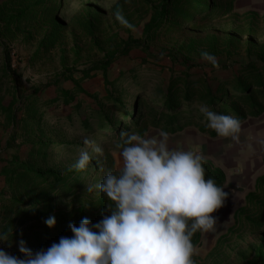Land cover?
Here are the masks:
<instances>
[{
    "label": "rangeland",
    "instance_id": "374dc122",
    "mask_svg": "<svg viewBox=\"0 0 264 264\" xmlns=\"http://www.w3.org/2000/svg\"><path fill=\"white\" fill-rule=\"evenodd\" d=\"M34 1L0 0V23ZM157 1L53 0L50 3L47 0L45 3L56 7V11L51 9L31 22L22 21L1 31L0 44L8 46L11 66L8 73L2 71L0 46V102L6 105L10 101L12 105L8 112L0 107V195L7 198L13 194L19 201L35 204L38 209L50 200L52 208L41 216H35V212L12 216L0 208V228L8 239L0 241V249L20 256L21 240L33 252L47 249L60 237L72 235L68 229L70 223L78 226L87 218L94 224L102 218V213L109 214L106 208L114 207L103 193L89 186L99 183L107 171H118L119 151L112 142L84 131L81 126L83 117H88L90 123L96 122L93 115L98 106H105L107 92L120 97L128 109L137 104L143 110L145 104L160 101L170 79L183 78L186 67L194 64L185 73L189 81L198 83L196 91L209 90L214 95L221 83L239 72V65L250 58L264 57V0H235L231 11L211 22L153 36L147 42L148 54L140 49L130 50L127 56L109 66L108 83L99 70H93L77 83L81 89H76L71 78L77 80L83 69L100 61L108 50L120 47L121 41L142 39L144 25L150 19V7ZM85 19L90 21L92 36L81 26ZM231 35L233 45L228 54L214 57L215 64L187 50L188 44L195 42L203 51L212 44L206 40L211 36H216V43L222 45L223 38ZM185 53L191 56L187 58ZM60 90L68 91V102L63 101ZM140 92L143 98L138 100ZM201 105L194 102L192 109ZM199 115L194 113L192 125L169 134V144L192 150L221 169L225 174L222 190L227 196L222 207L211 214L217 218L215 230L201 232L192 259L195 264H249L262 238L264 245V222L255 226L260 221L264 200V179L259 180L264 176V111L240 122L236 141L200 132L197 125H203L205 117ZM160 130L148 127L143 134L154 136ZM85 139L90 141V146L84 144ZM36 143L47 145L45 151L34 150ZM95 147L102 154L95 153L92 150ZM82 149L89 152L91 159L86 169L76 170L73 165ZM15 158L32 169L76 170L80 178L71 183L70 192L56 193L46 188L32 192L23 184L12 187L1 170L3 161ZM235 211H238L236 221ZM49 216L55 219L52 228L44 223Z\"/></svg>",
    "mask_w": 264,
    "mask_h": 264
},
{
    "label": "clouds",
    "instance_id": "9594fccd",
    "mask_svg": "<svg viewBox=\"0 0 264 264\" xmlns=\"http://www.w3.org/2000/svg\"><path fill=\"white\" fill-rule=\"evenodd\" d=\"M204 60L215 58L202 52ZM199 111L207 127L218 136L238 139L240 121L202 105ZM118 171H107L91 188L103 193L114 205L96 222L83 218L69 224L70 237H60L47 249L33 252L19 242L20 256L0 249V264H195L192 237L197 231H214L212 213L222 207L227 193L213 178H205L203 157L192 150L174 148L169 134L121 132ZM86 146L90 141L84 140ZM102 154L99 147L92 149ZM89 152L82 149L73 165L84 170ZM45 225L52 228L49 216ZM8 240L0 235V241Z\"/></svg>",
    "mask_w": 264,
    "mask_h": 264
},
{
    "label": "trees",
    "instance_id": "16d2710c",
    "mask_svg": "<svg viewBox=\"0 0 264 264\" xmlns=\"http://www.w3.org/2000/svg\"><path fill=\"white\" fill-rule=\"evenodd\" d=\"M45 1L35 0L28 7L13 13L0 23V33L3 29L11 25L18 24L22 21L31 22L34 18H40L49 10H57L56 7H49ZM148 1V0H145ZM235 0H158L157 3L150 7L151 15L149 21L144 25L142 39H127L121 41V46L116 49L108 50L103 58L92 64L89 68L81 71V77L77 80L71 78L76 89H81L77 83L89 76V72L99 70L102 74L105 83H108L107 71L109 66L118 61L122 57L128 55V52L133 49H140L142 52L148 54L147 42L153 37L158 36L162 32L175 33L183 28L195 26L198 23H208L226 12L231 11L233 2ZM52 3L53 0H48ZM43 14V15H42ZM181 21L175 23L176 20ZM82 28L92 36V27L90 21L85 19L81 23ZM56 28V24L54 25ZM92 39H94L92 37ZM232 35L224 37L222 45H218L217 37L211 36L206 38L209 43H212L206 49L201 51L199 44H188L187 50L195 56H201L202 52H207L215 57L219 54H228V49L233 45ZM2 51V66L4 73H8L11 66V55L8 46L1 43ZM187 51V52H188ZM187 58L191 54L185 53ZM226 58L229 56L226 55ZM174 59V58H173ZM183 64V62H182ZM195 65L186 67L188 69L194 68ZM183 73V78L170 79L169 85L164 91L163 97L160 101L154 104L144 105L143 110L139 109L137 104L133 105L132 109L123 100L114 96L111 92L106 93L105 106H98V110L94 113L96 122L90 123L88 117L81 119V126L84 131L91 132L93 135H100L108 142H112L114 149L119 151L116 147L118 143H122L120 139L121 132L137 133L143 135L148 127L161 128L168 134H174L181 131L183 128L192 125V118L194 113H200L199 109H192L194 102H199L207 106L210 110L223 115H230L242 122L248 116H257L264 111V57L260 59L250 58L245 64L239 65V72L233 75L232 78L225 80L219 85L216 94L212 95L210 91L201 93L195 90V84L189 81V77ZM56 83V80L52 82ZM50 83L45 84V87ZM63 101L70 100L67 90H60ZM34 95L30 96L31 99ZM138 100L143 98V93L137 97ZM27 99V100H28ZM12 103L9 101L6 105L0 102V107L3 112L10 111ZM201 105V106H202ZM112 111V112H111ZM35 115V112H31ZM10 122L14 126L16 123L11 117ZM197 128L202 133L214 136V130L207 127V120L205 119L203 125H197ZM209 128V129H208ZM15 136V132L11 137ZM9 137V139H12ZM45 146L41 143H36L34 150L39 149L45 151ZM204 161V160H203ZM4 165L1 173L5 175L6 182L10 186H18L23 184L26 188H31L32 192L38 189L46 188L47 190L60 191L67 190L70 192L71 183L80 178V174L76 170L57 171L51 167L32 169L25 162L15 158V160L3 161ZM205 178H213L216 184L220 187L225 182V174L218 167L213 166L210 162L204 161ZM264 179L260 177L259 180ZM81 182L77 185L80 186ZM13 192V189H12ZM248 197L250 195H247ZM246 197V198H248ZM52 201L48 200L44 203L41 209L35 204L23 203L19 201L13 194L7 198L0 195V208L12 214V216H19L22 214H32L41 216L47 213L52 208ZM261 211L259 220L255 226L259 227L264 222V200L261 202ZM24 216V215H23ZM238 218V211L234 213L235 221ZM4 229L0 228V235H5ZM7 232V231H6ZM9 234V233H8ZM201 231H197L192 237L194 248L200 244ZM264 263V245L263 238L256 250V254L249 264H263Z\"/></svg>",
    "mask_w": 264,
    "mask_h": 264
}]
</instances>
